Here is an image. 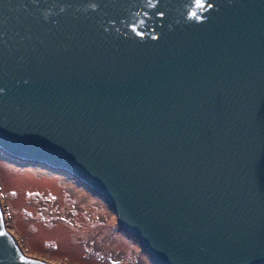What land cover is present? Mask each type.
Segmentation results:
<instances>
[{
	"label": "water",
	"instance_id": "water-1",
	"mask_svg": "<svg viewBox=\"0 0 264 264\" xmlns=\"http://www.w3.org/2000/svg\"><path fill=\"white\" fill-rule=\"evenodd\" d=\"M0 147L156 264H264V0H0ZM22 248L0 206V264H70Z\"/></svg>",
	"mask_w": 264,
	"mask_h": 264
},
{
	"label": "rangeland",
	"instance_id": "rangeland-1",
	"mask_svg": "<svg viewBox=\"0 0 264 264\" xmlns=\"http://www.w3.org/2000/svg\"><path fill=\"white\" fill-rule=\"evenodd\" d=\"M0 197L21 246L36 257L70 264H155L139 239L120 227L105 198L68 174L22 168L0 157Z\"/></svg>",
	"mask_w": 264,
	"mask_h": 264
},
{
	"label": "bare ground",
	"instance_id": "bare-ground-1",
	"mask_svg": "<svg viewBox=\"0 0 264 264\" xmlns=\"http://www.w3.org/2000/svg\"><path fill=\"white\" fill-rule=\"evenodd\" d=\"M71 175V174H70Z\"/></svg>",
	"mask_w": 264,
	"mask_h": 264
}]
</instances>
